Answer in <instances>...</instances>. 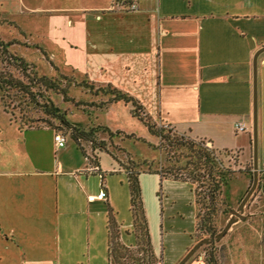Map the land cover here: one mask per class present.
<instances>
[{"label": "crops", "instance_id": "1", "mask_svg": "<svg viewBox=\"0 0 264 264\" xmlns=\"http://www.w3.org/2000/svg\"><path fill=\"white\" fill-rule=\"evenodd\" d=\"M133 1L136 11L121 0H0V28L41 48L55 67L70 66L61 74L111 84L152 121L237 152L243 164L252 161L253 58L264 47V0ZM255 94L264 173V52L256 60ZM119 103L131 107L116 102L96 123ZM55 133L21 130L0 108V144L24 145L23 155L0 156V264H109L108 208L120 242L135 246L124 158L87 147L83 154L68 137L70 144L57 148ZM147 175L158 179L162 223L157 240L143 202L153 256L177 264L193 244L190 186ZM100 190L104 199H88ZM187 264H202L201 257Z\"/></svg>", "mask_w": 264, "mask_h": 264}, {"label": "trees", "instance_id": "2", "mask_svg": "<svg viewBox=\"0 0 264 264\" xmlns=\"http://www.w3.org/2000/svg\"><path fill=\"white\" fill-rule=\"evenodd\" d=\"M0 22L5 23V20L0 17ZM17 41H19L17 37L13 36L10 38H4L0 35V108L9 116L10 121L18 125L19 129H39L31 128L30 126L23 128L12 119L15 110H18V112L21 113V109L19 108L21 102L31 103L38 106L39 104L36 97L38 96V98L43 99L44 93L53 91L54 93L61 95L64 102H72L75 106H79L80 104L83 105V108L80 110L77 109V112L84 115L86 114L87 117H91L92 119L87 120L86 123L80 121L72 123L69 119L72 115L69 113L68 120L65 119L64 112L61 113V111L56 106H53L48 99L46 100V103L41 106V111L44 115L50 116L66 126L69 132L68 134H63L70 138L83 154H85V147L80 145L81 141L88 149H96L97 153H110L108 150L92 146L93 140L89 138V134L91 133L97 134V139L106 142L108 145L111 144V142H114L113 139H118V137L122 135L119 132L112 133L108 128L96 123L97 114L105 111L109 106L116 102L130 104L131 117L140 121L152 136L159 138V171L134 172L135 170L119 164L125 170L129 186L132 233L136 238V243L135 246L132 247L125 246L120 242L119 226L115 220L112 209L108 208L107 227L109 264H117V258L123 256L121 251L126 252L138 247L141 237H143V243L145 245V248L141 250L150 258L155 259L152 252L148 224L138 180V176L141 173L155 174L159 177V181L170 179L189 184L195 207L194 233L200 232L201 235L204 236L201 240H209L207 244H203L200 248L203 246L210 247L214 241L219 240L216 239V236H218L222 230H218L215 220L220 214L230 213V209L232 210L235 206L238 207L246 191L249 189L252 182L251 160L248 161V163L243 164L237 152L217 150L212 146H208L203 140H196L187 135L177 133L170 127L172 133L170 130H168L166 134H163L161 130L155 132L149 122L151 119L143 112V108L139 102L133 97L123 94L111 84L98 86L92 83V85L97 87H105L108 90V94H106L107 96L101 93L91 94L78 91L76 93L78 99L74 102V99L68 95L70 94L69 85L66 89L59 87L54 81L47 78V76H38L36 72L30 71V65L25 61V55L11 50L14 45L18 44ZM35 48L39 50V54L46 57V54L42 49L39 47ZM75 88L79 87L76 86ZM88 96L92 97V101H100L101 99L103 101L102 105L93 108V103H86L87 98L85 97ZM47 105L50 108H46ZM89 112L92 114L90 115ZM94 126L97 127L99 131L98 129L92 131L93 128L91 127ZM47 128L53 129L51 126H48ZM162 145L163 147H166L165 149L163 148V150H161ZM179 150L185 152V154L178 152V156L184 159V162H182L179 157L174 156ZM232 154H235V157H237L240 162V165L236 170L233 168L234 165L225 166L222 160L223 157L232 158ZM121 156L123 158L129 156V158H131L127 153ZM236 177L242 181H247V184L244 188H241L242 191L241 189H238L236 194L229 198L227 188L232 184ZM257 191L264 192V173L262 172L258 173V183L253 193H256ZM253 195L254 194H252V196ZM251 197L248 201L251 200ZM248 203L249 202L246 203L245 207L248 206ZM194 233L193 244L190 248L195 244ZM225 235L226 233L224 236ZM190 248L188 250H190ZM160 259L161 257L159 256V258H156V261L159 262ZM201 262L202 264H219L216 253L211 249L207 251L205 258H201Z\"/></svg>", "mask_w": 264, "mask_h": 264}, {"label": "rangeland", "instance_id": "3", "mask_svg": "<svg viewBox=\"0 0 264 264\" xmlns=\"http://www.w3.org/2000/svg\"><path fill=\"white\" fill-rule=\"evenodd\" d=\"M0 35L4 38L17 37V33L8 28H0ZM40 41L42 40V35H38ZM36 39V38H35ZM18 44L14 45L11 50L14 52H19V54L25 55V61L30 65V71L36 72L38 76L45 75L50 80L54 81L59 87L68 88L70 86V97L74 99V102L78 99L76 93L78 91L96 94H108V90L105 87H97L92 85L91 81L85 79L77 80L74 76H65L63 72H66L68 67L65 64L58 65L55 67L51 63L49 57L39 54V50L36 49L33 44H29L26 40L19 37ZM41 49V48H40ZM63 74H61V73ZM66 79V80H65ZM78 86L79 88H75ZM36 90V89H35ZM38 106L31 103H23L19 105L21 113L18 110L13 112L12 119L20 124L21 127L27 128H41L51 126L56 132H62L68 134V130L65 125L57 120L51 118L50 116L44 115L42 113L41 106L46 103L48 99L53 106H56L61 113L64 112V118L68 120V114L72 116L69 118L72 123L80 121L86 123L87 120H92L91 117H87L86 114H81L77 112V109H82L83 105L75 106L72 102H64L62 96L54 93L53 91H48L44 93V97L38 98ZM86 103H93L94 107L102 105V100L92 101V97H85ZM106 98V97H105ZM90 100V101H89ZM18 102V101H17ZM18 104V103H17ZM46 108H50L48 105ZM52 108V107H51ZM87 108V107H86ZM86 110V109H85ZM88 111V109H87ZM131 107L129 105L116 104L110 108L107 112L102 113L98 116V121L106 126L112 132H121L116 142L107 144L98 138L97 134H89V138L93 140L92 146L97 148H102L108 150L117 156L129 154V156L124 157L123 165L129 167L136 171H159V138L152 136L147 128L138 120L131 117ZM91 115L92 113L89 112ZM152 129L155 132L161 130L163 134H166L168 130H172L163 123L155 122L149 120ZM13 128V127H12ZM93 130H97V127H91ZM6 127L2 128L3 137L10 135ZM11 129L10 132H13ZM99 131V129H98ZM120 133V134H121ZM170 133V134H171ZM29 134V133H27ZM8 141V142H7ZM3 144H0V156L10 155L17 153L23 155L24 145L22 142L18 143L13 140H4ZM67 143V142H66ZM67 144H70L68 141ZM30 147V143L28 144ZM80 145L86 147V145L81 141ZM208 145V144H207ZM209 146V145H208ZM107 148V149H106ZM166 147L162 145V149ZM173 152V151H172ZM178 152L185 154L184 151L179 150L174 155L179 157V159L184 162ZM235 154H232V158L223 157V163L225 166H233L236 170L240 165V162ZM93 161V159H91ZM102 161H107V157L101 156ZM236 165V166H235ZM247 181H242L238 177L233 180L232 184L227 188V194L229 198L236 194L238 189L244 188ZM158 179L155 176L144 174L140 177V188L142 192L143 202L146 208V213L150 223V230L155 239H159V226L162 224L160 222V206L158 207V201L156 199V194H158ZM248 201V206L244 208V212L240 215L239 220L234 223L230 229L226 232V235L220 238L218 241H214L212 246H203L199 248L195 254L185 263L187 264L190 260H197L199 257L205 258L207 251L209 249L216 253L219 264H264V192H256ZM237 206L230 209V213L220 214L216 220L215 224L218 230H222L228 220L236 212ZM204 238L200 232L194 233V243ZM143 237L139 240V246L130 249V251H121L122 257L117 258V264H159L156 258H150L141 249L145 248L143 243Z\"/></svg>", "mask_w": 264, "mask_h": 264}, {"label": "water", "instance_id": "4", "mask_svg": "<svg viewBox=\"0 0 264 264\" xmlns=\"http://www.w3.org/2000/svg\"><path fill=\"white\" fill-rule=\"evenodd\" d=\"M264 52V47L260 48L253 58V80H254V88H253V122H252V182L249 189L246 191L242 200L240 201L238 207L236 208V212L231 218L228 220L221 233L216 236V239H220L224 236V234L230 229V227L239 220V216L243 214L246 203L249 198L252 196L254 190L257 187L258 183V165H257V146H256V94H255V76H256V60L257 56ZM209 145V144H208ZM209 242L208 239L201 240L195 243L190 250L181 258V260L177 264H185L194 254L195 252L203 245Z\"/></svg>", "mask_w": 264, "mask_h": 264}, {"label": "built area", "instance_id": "5", "mask_svg": "<svg viewBox=\"0 0 264 264\" xmlns=\"http://www.w3.org/2000/svg\"><path fill=\"white\" fill-rule=\"evenodd\" d=\"M121 2L127 4L130 11H136L137 10V5L135 4V2L133 0H121ZM235 129L237 132H243L245 130V127L242 123H237V124H235ZM66 139H67V136L61 132H56L54 134V137H53L55 146L57 148H63L65 146ZM91 171H93V172L97 171V168L91 167ZM105 195H106L105 191L100 190L99 193L97 194V196H89L88 199L89 200H94V199L102 200L105 198Z\"/></svg>", "mask_w": 264, "mask_h": 264}]
</instances>
